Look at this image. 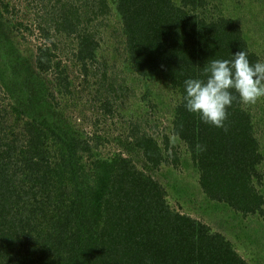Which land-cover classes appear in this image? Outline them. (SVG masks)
Here are the masks:
<instances>
[{"label":"trees","instance_id":"1","mask_svg":"<svg viewBox=\"0 0 264 264\" xmlns=\"http://www.w3.org/2000/svg\"><path fill=\"white\" fill-rule=\"evenodd\" d=\"M12 1L0 0V264H264V235L258 259L249 260L229 237L183 211L179 201L176 207L169 192L191 191L242 220L264 217V127L258 132L254 123L259 107L237 96L217 128L183 102L184 80L204 79L207 61L245 51L251 63L262 62L242 26L222 11L224 0H39L44 16L37 25L7 28L2 18L16 13ZM250 1L254 15L264 12V0ZM114 9L127 68L145 83L160 79L174 95L169 109L146 88L145 125L153 116L171 117L172 135L160 139L154 128L161 121L150 127L154 133L132 123L117 138L121 151L101 158L109 138L99 124L119 112L129 93L135 97L130 85L110 79L107 60L97 61L100 19ZM36 29L46 43L25 62L14 34L26 40L22 33ZM58 37L76 42L72 55L86 78L100 73L89 99L76 83L81 77L58 60ZM47 74L53 81L42 79ZM84 99L96 116L91 132L61 111ZM186 174L193 182L180 180Z\"/></svg>","mask_w":264,"mask_h":264},{"label":"rangeland","instance_id":"2","mask_svg":"<svg viewBox=\"0 0 264 264\" xmlns=\"http://www.w3.org/2000/svg\"><path fill=\"white\" fill-rule=\"evenodd\" d=\"M36 3L31 6L29 3L30 0H14L11 3V8L14 7L16 9V13L12 12L10 14L5 15L2 18V22L7 26V28H12V25H18L19 23H25V25H37L38 21L42 20L44 16V12L42 10V5L39 4V0H34ZM34 3V2H33ZM113 8V7H112ZM252 2L250 0H224V6L222 11L232 18H235L236 21L242 26L243 31L247 36L248 44L250 45L251 49L261 57L262 62H264V12H260L261 10L257 11V14L254 15L252 13ZM113 14L107 18H101L100 21L102 22V27L99 28L101 34V41H100V48L97 51V61H101V59H105L108 62V73L110 75V79H116V85H130L132 89L131 91L135 92V97H132V94L129 93L130 99H128L125 103L122 102V105L119 108V112H117L113 117L109 116L107 121H102L99 124L98 129H100L101 133L105 135V137L109 138V141L105 143L100 150L101 158H107L114 155L117 152H120L119 144L117 143V138L121 137L122 134H128L130 125L132 123H140L142 126H145L149 131L151 130L150 127L155 125L156 120L161 121L159 124V128L157 133L160 135V139L163 140L164 135L171 136L172 135V125L170 123L171 117L167 120L159 119V117H152L149 120V124L145 125V118L149 111L148 106L142 101V95L146 88H150V92L153 95H156L157 100L168 102L170 100V96L172 92H169L167 87L163 85V82L158 78H152L150 81L145 83L142 79H137L136 73L133 69L127 68V65L124 63V56L123 51L119 50V39L121 34L119 22L120 19L117 16V13L114 11ZM99 21H96L94 25L98 24ZM5 29V28H4ZM20 30H24L23 27ZM22 35H25L27 38L23 40L20 38L18 33H15V46L19 50V54L22 58L26 61L34 60L37 47L44 46L46 43V39L44 38L43 34L39 33L36 29L34 34L31 32H24ZM100 37V36H99ZM54 41L58 43V47L61 50V55L58 60L62 61L64 67L66 66L69 70L70 75L75 77V74L80 79L75 77L76 83L78 84V88L80 92L82 89V97H86L88 95V91L90 92L91 88L94 89L95 83L98 82L100 79L99 76L93 80L89 76L86 78L83 71H79L81 66L76 61V58L73 57L72 51L76 47V42L74 44L69 45L67 40L64 37L55 38ZM47 45H50L47 42ZM96 61V65L90 67L89 70L91 72H96V66L100 63ZM75 64H78L75 66ZM77 71V73L75 72ZM84 75V77H83ZM118 76V77H117ZM89 80V86L85 84L83 81L84 79ZM42 79L53 81V76L51 74H47L46 76H42ZM91 79V80H90ZM109 79V80H110ZM94 81H96L94 83ZM81 82V86L79 83ZM92 83V84H91ZM94 84V85H93ZM82 88V89H81ZM85 88V89H84ZM89 88V90H88ZM59 103L64 104L65 102L62 101L63 99L56 95ZM89 99V95L87 97ZM263 99V98H262ZM261 98L258 99L255 103L259 108L254 110L255 115L254 123L256 125L255 129L258 132H262V128L264 127V117L259 114V110H261L262 100ZM84 104H80L77 107L73 108L70 107L67 110H61L59 107L58 109L63 112V115L70 120V123L75 126L77 129L81 131L91 132L94 129L93 122L96 121V116L94 115L93 111L90 109L91 102L86 103V100H83ZM165 104V103H164ZM166 104L169 109H171V105ZM146 106V107H145ZM254 106V105H253ZM263 114L264 112L261 111ZM98 117H102L101 115ZM154 133V132H153ZM264 142V135L261 137ZM165 171V169H163ZM264 170V168H263ZM181 181L184 182H193V178L189 177L188 174L183 175L180 178ZM169 192L173 199V204L176 207L178 201L183 206V211L192 214L195 217L200 219H204L205 222L212 225L215 230L219 231L226 237H229L236 245L241 246V253L248 258L253 256H257L259 253V239L262 238L264 235V217H250L248 220H242L236 217L231 213H226L225 209H215L213 205L202 201L199 196L195 193L189 191L186 194H177L174 193L173 189L170 187ZM259 218V219H258ZM263 228L262 233L253 234L251 231H257L258 229ZM262 257V256H258ZM257 257H253L249 260H252ZM254 264L256 261H252Z\"/></svg>","mask_w":264,"mask_h":264},{"label":"clouds","instance_id":"3","mask_svg":"<svg viewBox=\"0 0 264 264\" xmlns=\"http://www.w3.org/2000/svg\"><path fill=\"white\" fill-rule=\"evenodd\" d=\"M202 75L204 79L184 80L183 102L205 124L223 128L227 109L237 96L245 104L264 98V62L251 63L245 51L232 54L231 59L207 61ZM201 148L198 144L197 150Z\"/></svg>","mask_w":264,"mask_h":264}]
</instances>
